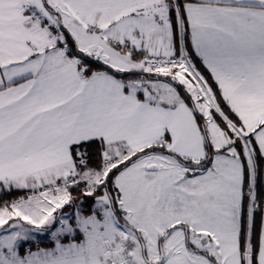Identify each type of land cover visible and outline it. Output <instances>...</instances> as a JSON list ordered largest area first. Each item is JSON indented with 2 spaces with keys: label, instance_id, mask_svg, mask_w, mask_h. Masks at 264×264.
<instances>
[{
  "label": "snow or ice",
  "instance_id": "1",
  "mask_svg": "<svg viewBox=\"0 0 264 264\" xmlns=\"http://www.w3.org/2000/svg\"><path fill=\"white\" fill-rule=\"evenodd\" d=\"M0 264H264V0H0Z\"/></svg>",
  "mask_w": 264,
  "mask_h": 264
}]
</instances>
